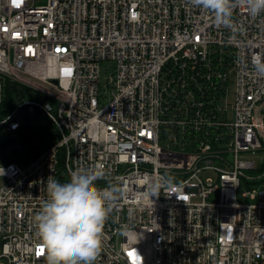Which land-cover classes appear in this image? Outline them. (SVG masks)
I'll list each match as a JSON object with an SVG mask.
<instances>
[{
    "label": "built area",
    "instance_id": "1",
    "mask_svg": "<svg viewBox=\"0 0 264 264\" xmlns=\"http://www.w3.org/2000/svg\"><path fill=\"white\" fill-rule=\"evenodd\" d=\"M232 22L188 0H0V264H47L34 217L48 178L89 167L124 192L95 264H264V12ZM25 111L52 134L28 160L19 146L42 139Z\"/></svg>",
    "mask_w": 264,
    "mask_h": 264
},
{
    "label": "clouds",
    "instance_id": "2",
    "mask_svg": "<svg viewBox=\"0 0 264 264\" xmlns=\"http://www.w3.org/2000/svg\"><path fill=\"white\" fill-rule=\"evenodd\" d=\"M197 8L214 15L217 25L233 26L232 12L245 7L252 17L264 12V0H188ZM264 75V62H253ZM4 174V172H3ZM104 173L95 167L77 168L70 179L61 183L51 176L47 182L48 199L34 217L37 235L46 249L47 264H95L103 247L104 226L123 189L109 182L99 188ZM172 177L150 180L146 195L159 196L162 188L171 187Z\"/></svg>",
    "mask_w": 264,
    "mask_h": 264
},
{
    "label": "rangeland",
    "instance_id": "3",
    "mask_svg": "<svg viewBox=\"0 0 264 264\" xmlns=\"http://www.w3.org/2000/svg\"><path fill=\"white\" fill-rule=\"evenodd\" d=\"M38 1H43V0H38ZM111 70H112V63L111 62L105 61V62L102 63V66H101V84H103V77L104 76L108 77L109 75H111ZM28 98L42 99V97L40 95H38L37 93H35V92H30L28 94ZM25 129H26V131L29 134L38 133V130L36 129V126H28ZM52 133L55 134V132L53 130H52ZM5 135H6V132H5L4 129H2L1 143L2 144L5 143L6 146H5V149L1 148V151L5 152V153H8V154L16 153V151H18V149H16L14 146L8 144V142H10V141L9 140L7 141V137ZM19 147L22 149V151L25 150V147H23L21 145ZM41 147H43V146L41 145ZM256 156H257L258 162H261L262 158L264 157L262 152H258ZM3 182H4L3 178H0V185H2ZM249 185H250V182L245 181L243 179L241 180L240 187H239L237 193H238V199L240 201H242V202H251V200L249 199L248 196H243L242 195V193L244 191H247V190L250 189ZM256 185H254V186H256Z\"/></svg>",
    "mask_w": 264,
    "mask_h": 264
},
{
    "label": "trees",
    "instance_id": "4",
    "mask_svg": "<svg viewBox=\"0 0 264 264\" xmlns=\"http://www.w3.org/2000/svg\"><path fill=\"white\" fill-rule=\"evenodd\" d=\"M15 90H16V87H14V85H9V86L4 87V95H3L4 104L10 103V100L11 101L14 100V96L11 94V91H15ZM37 130H38V133L41 134L42 140H40L39 145L36 148L27 147L25 150L22 151L25 154L26 160L33 157L36 154L35 152L40 151L43 148L41 147V145L45 146L46 144H49L50 142H52V139L50 140V138H52L50 127L47 126L45 128H40ZM25 132L27 131L25 130ZM21 138L22 140L20 141L22 143H25L28 137H26V135H22ZM14 155H17V151L16 153H14ZM13 159H16V158H13Z\"/></svg>",
    "mask_w": 264,
    "mask_h": 264
},
{
    "label": "water",
    "instance_id": "5",
    "mask_svg": "<svg viewBox=\"0 0 264 264\" xmlns=\"http://www.w3.org/2000/svg\"><path fill=\"white\" fill-rule=\"evenodd\" d=\"M22 124L27 126H45L47 125V119L44 114L34 111H25L19 116Z\"/></svg>",
    "mask_w": 264,
    "mask_h": 264
},
{
    "label": "snow or ice",
    "instance_id": "6",
    "mask_svg": "<svg viewBox=\"0 0 264 264\" xmlns=\"http://www.w3.org/2000/svg\"><path fill=\"white\" fill-rule=\"evenodd\" d=\"M13 2H14V3H16V2H17V0H13ZM130 255H131V254H130Z\"/></svg>",
    "mask_w": 264,
    "mask_h": 264
}]
</instances>
